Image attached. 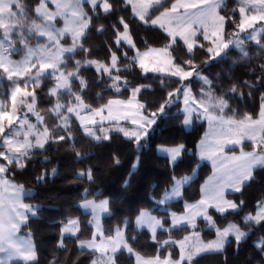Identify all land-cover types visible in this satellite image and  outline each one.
I'll use <instances>...</instances> for the list:
<instances>
[{
	"label": "trees",
	"instance_id": "obj_1",
	"mask_svg": "<svg viewBox=\"0 0 264 264\" xmlns=\"http://www.w3.org/2000/svg\"><path fill=\"white\" fill-rule=\"evenodd\" d=\"M175 1L162 0L153 5L146 16L147 23L133 16L125 0H109L114 10L107 15L100 12L99 8L93 13L88 4H83L84 11L92 16V21L80 40L83 49L78 47L75 52L66 54L65 64L61 65L65 74L76 70L77 60L81 61L82 65L85 60H95L110 66L111 55L115 52L118 57L117 68L120 71L117 73L116 69H112V75L121 76V80L117 82L119 91L111 87L113 80L108 75L84 65L78 75L86 81L87 86L82 87L80 80L73 77L72 92L80 95L88 108L99 109L111 99H128L134 88H140L135 96L139 105H143L140 107L142 113L148 117H156L143 139L136 141L124 137L112 127L103 129L96 126L95 134L109 137L97 141L86 135L72 117H69V137L59 126V118L49 111L57 101L56 96L49 94L53 78L47 75L41 79L39 86H28V91L35 90V108L44 117L42 124L49 128L50 138L44 148L29 151L23 168L9 165L10 171L4 174L12 182L30 191L24 197L25 202L38 205L36 216L29 217L18 230L20 234L29 236L34 245L36 260L28 264H91L95 252L82 249L78 245L80 241L92 238V228L88 224L90 215L83 213L79 206L80 202L87 199L108 201V214L101 218L103 234L111 236L115 229L123 227L125 240L133 251L142 257H155L167 249L172 257L177 258L178 251L174 245L168 243L163 246V243L170 239H181L193 229L199 232L204 240L215 236L214 229L207 227V222L199 220L193 229L181 227L159 231L153 239L147 231L137 230L134 220L140 211L148 210L161 218L164 224H168L165 209L181 212L184 202L198 200L201 185L211 173L210 165L200 161L196 155V146L204 133L205 124L194 117L191 129L185 130L182 126L184 115L181 111V101L179 97H174V93L185 83L197 100L208 99L206 93H210L214 98L212 102L215 103V98L220 97L228 102V107L224 108L223 112L213 104L210 107L212 113H220L234 120H242L245 115L257 119L261 104L264 103L261 100L264 96V49L255 42L245 40L243 47L248 53L247 57L243 56L241 50L231 47L219 57L212 58L207 52L209 42L197 35L198 43L204 47H196L193 53L189 54L181 41L170 43V38L162 29L149 24ZM19 2L24 7L28 24L37 22L35 8L41 0ZM239 6L238 0H224L218 9L220 15L232 18L226 19L224 24V36L227 38L237 29L233 19L236 23L239 22ZM14 10L19 11L15 8ZM121 18L128 24L136 50L171 45L168 50L175 65L199 72L210 83L195 78L183 82L177 77L144 72L136 61L130 59L134 57L133 50L116 44V31L122 28L119 23ZM113 25L116 27L113 28ZM101 26L103 29L98 30ZM19 31L20 28L17 27L10 36L14 43V47L9 50L13 60H20L25 55ZM25 38L30 47L43 42L27 34ZM258 39L264 44V33ZM68 42L66 37L62 40L63 44ZM187 60H192L194 69L185 63ZM15 83L23 86L24 80L1 78L0 72V98L7 99L10 88ZM233 86H236L235 93L231 91ZM59 94L61 103H76L74 96L67 90ZM109 125L113 126L115 123ZM61 135H64L65 139H58ZM176 145H182L183 148L173 165L169 164L165 156L156 152L158 146ZM242 148L249 149L251 144L246 142ZM235 150L237 149H232ZM0 163L6 162L0 158ZM89 170L92 172V179L88 178ZM185 175H192V179L182 187L181 197L164 207L158 204V199L170 188L174 180ZM253 175L254 179L247 182L240 192L226 195L239 202L244 201L239 210L222 214L212 209L208 211L215 222V228H224L232 222L248 235L239 244L229 239L222 251L203 254L183 264H264V252L257 247L261 237H264V222L253 224L251 228L244 223V216L253 213L258 202L264 199V168L255 169ZM70 219H77L79 231L75 236H62L60 228ZM61 240L64 247L60 246ZM114 260L115 264H134V257L124 251L117 253Z\"/></svg>",
	"mask_w": 264,
	"mask_h": 264
},
{
	"label": "snow or ice",
	"instance_id": "obj_2",
	"mask_svg": "<svg viewBox=\"0 0 264 264\" xmlns=\"http://www.w3.org/2000/svg\"><path fill=\"white\" fill-rule=\"evenodd\" d=\"M126 2L133 7V11L137 16H139L141 21L147 23L146 13L148 8L152 7L154 3H159V0H136L133 3V0H126ZM240 7L238 9L240 13L239 22L233 19V23L235 27L238 29L237 32L233 34V39L229 40L227 43L223 40V31L224 24L226 19L225 16L219 15L217 13V9L223 3V0H202L204 4V12L202 15L201 23L205 25L203 27V40L208 41L213 47H208V53H214L215 56H219L223 49L228 48L230 44H234L237 48H240L244 57L248 56V53L244 50V40L239 39V34L242 32H246L248 29H253L250 32L246 39L256 41L257 45L264 49V44L260 43V40L257 37L264 33V26L259 29H256L254 26L256 23L260 21H264V0H238ZM52 3L56 4V12H48L47 11V3L46 0H41V3L36 8V13L38 16H42L45 23L38 24L35 21H32L31 24H28L26 19V14L24 12L23 5L19 2V0H0V29H3L4 39L0 40V69H3V72L7 74L8 79L12 80L13 77L20 76H28L29 79L35 86H39L41 79L45 76V74L51 75L55 80V87L49 90V94L57 97V101L49 111L54 113L57 118L62 121V125L64 131L68 133V136L71 135V130L69 128V118L64 115L61 111L66 108L67 113L75 112L78 118L81 121V124L85 123L95 124L96 120L95 116H100L101 119H118L119 117L113 116L112 105H120L123 102L119 100H109L107 105L99 109H91L88 108L87 105L84 104L82 97L78 94L72 92L71 87V79L73 77L80 80V85L82 87H86V81L79 77L78 73L82 66L84 65H95L97 72L103 71L107 73L109 78L113 80L111 87L116 88L119 91V85L117 82L121 80V76L119 74L112 75V69H116L117 73H119V69L117 68V60L118 57L115 52L111 55V65L108 66L102 62L95 60H85L83 65L81 61L77 60L76 70L72 72H68L65 74L64 71H61V65L65 64L64 53H73L79 47L83 49V44L80 43L81 38L84 37L85 31L88 29L89 24L92 21V16H89L87 12L83 10V0H52ZM88 3L91 5V11L93 13L96 12L97 8H102L105 15L110 14L114 7L109 0H88ZM189 5L179 3H173L170 9L165 10L160 14V16L151 20L152 25H159L161 28H165V31L168 32L169 36L172 39V43L175 44L177 42V37L183 41L184 45L187 48V52L192 54L196 47L203 48L204 45L198 43L197 41V33L195 30L191 28V25L187 23L186 17L180 15L179 10L181 8H187ZM18 9L19 11H13V9ZM250 9H254L258 14L247 15V12ZM236 11L235 9L233 10ZM57 16L65 17V26L62 29H56L55 25L52 21L55 20ZM70 16V18H69ZM175 18L178 23L183 24L184 26L179 29L166 28L164 24V20L168 19L169 21ZM120 24L123 25V32L119 30L116 31V44L120 45L121 40L127 43L130 47L134 48L135 44L133 43L131 36L128 31V24L124 22L123 18L119 21ZM209 26L211 27V31H209ZM17 27L20 28L18 33L20 37V43H22L26 49V56L22 62L14 63L9 59L10 52L9 48L12 47V41L9 39L11 33L15 32ZM113 28L116 26L113 25ZM26 28V32H25ZM103 26H101L102 30ZM65 33H70L72 36V46L64 47L61 45V37ZM27 35L38 34L39 36H46L49 43H46L42 46H37L35 48L30 47L28 44V40L25 38ZM8 41V46L5 47L4 41ZM169 45L168 47H170ZM55 47L56 51L53 53L51 48ZM87 51L86 49H84ZM155 51L154 49H150L149 52ZM162 51H167V47ZM149 52L140 53L137 51L135 57H131L132 61H137L139 63V67L144 71H149L148 65L145 63V58L149 55ZM127 58V53H124ZM171 61H169L170 63ZM187 63L190 67L194 69V65L192 60H187ZM264 68V66H262ZM35 69V74H32V70ZM51 70V72H49ZM152 71H163V69L152 68ZM173 76H180L182 79H185L192 75L191 71H186L183 67L176 65L175 70L171 72ZM205 80V83H210L207 81V78L202 77ZM252 87V85H250ZM28 83L24 84V87L21 88L18 84L13 90L11 94V102H12V114L9 115L7 111L4 110V105L0 104V158L6 163H0V184L7 185L15 189V202L19 204V193L23 192L22 187H16L15 185H8V181L4 179V174L10 171L9 165H15L16 167L23 168L25 166L24 159L29 157V151L33 148H44L45 143L48 142L50 138V130L47 126L43 128V131L37 129L35 124H30L27 121V116L25 115L24 119H20L16 116L17 107L19 105H25L27 107L28 112H32L36 115L37 121L40 123L44 122V117L40 115L39 112L36 111L35 102H36V94L35 90L28 91ZM65 89L68 93L74 96L76 104L72 106L71 102L67 105L60 102V94L59 90ZM140 91V88H134L132 90L133 97H135L136 93ZM231 91L233 93L236 92V86H233ZM172 95L171 93L169 94ZM208 96L209 102H211L214 98L212 95L206 94ZM19 97V100H18ZM185 104L189 103L188 92L185 91ZM28 98H31V103H27ZM261 100L264 101V96L261 97ZM194 102V101H193ZM108 109V117L103 116L104 108ZM139 107H143V105H139ZM214 107L219 108L221 112H223L224 108L228 107V102L220 98H215ZM84 108H88L91 115L87 117L79 116V110ZM163 110V109H161ZM188 112L189 116L191 115L190 109H185ZM209 108L208 106L204 107V113L207 115L210 121L217 119V117L208 115ZM155 115V114H153ZM260 118L258 120H253V118L249 115H245L243 121H232L229 120L227 123L236 124L238 128L242 131H246L250 134V138L255 141L256 140V126H259V131L261 132V138L259 143L254 144L253 150L249 152H241L240 156H233L231 159L233 161H237L235 169L228 176L227 181L221 185V187L209 198L201 199L197 204L194 205H186V212L183 216H177L175 213H172V228H179L183 225H189L192 228L196 227V218L198 216H202L205 221L208 222L209 226L215 227V222L212 217L208 215V207L215 206L216 210L220 213H224L231 209L232 211H237L244 204V201H240L239 204L225 200L224 199V188L230 187L236 192H240L242 188L247 184V182L252 181L254 179V170L256 168H264V103L261 104V110L259 113ZM7 121V126L3 123V121ZM19 121L21 127H26L27 131L23 133L24 139L23 141L15 139L20 136L21 133L18 129L14 128L13 125ZM245 121L250 123L245 124ZM136 123V120L132 121ZM223 122V121H222ZM147 124L154 123L153 120H147ZM185 124L189 123V119L186 117ZM7 127V132H6ZM144 127V125H141ZM54 131V129H53ZM85 131L89 136L93 137V139L100 141L102 139H109L107 135L98 136L93 132L90 128H85ZM120 131L124 132L125 136H134L137 141L140 140L141 135L137 132H132L131 134L124 131V129H120ZM147 133L145 132L144 135ZM35 135V143L29 139V136ZM58 139H65L64 135L58 137ZM230 143H240L239 140L229 141ZM183 146H178L176 148L171 149H163V151L168 152L171 156L172 161H176L177 157L180 155L181 148ZM257 148L261 151L258 152ZM222 150V149H221ZM79 155V153L77 154ZM118 163V161H117ZM55 172V170H53ZM80 175H84V173H80ZM88 178L92 179L91 170L87 173ZM188 177H185L183 180L176 181L174 187L172 188L171 193L166 192L164 198L160 201V203H164L165 201L180 195V185L187 182ZM209 200L215 201L214 205L209 204ZM84 208H90L93 212L94 221L97 228V233L93 234V239L91 241H80V248H90L96 251L101 252L102 257L99 261H94L93 264H115V260L113 256L121 249H127L129 253H133V248L129 246L128 242L124 239L123 232L120 229H117L115 237L103 238V232L99 224V215L101 213L108 211V201L103 200L99 204L94 201H85L83 204ZM19 208L24 209L25 211L31 212L32 208L29 205L19 204ZM15 215L13 216V220L19 218V220L15 223L9 221L11 225V231L5 234L4 231V221L2 216H0V252H6L9 258L14 256L20 257L23 261L28 264V262H32L36 260V252L31 244L30 240L21 241L17 243L13 240V233L18 227V223L22 222L26 219L24 212L13 209ZM34 214V213H33ZM264 222V201L258 202L257 209L255 215L249 213L244 217L245 225L251 226L253 224L259 225ZM137 227L147 226L152 234L153 239L156 237L157 228H163L164 225L160 219H157L154 216H151L147 212H141L140 215L136 218ZM78 222L76 220H69L68 225H66L62 229V233H71L75 235V232L78 231ZM96 234H99L102 239L101 243L98 245L96 243ZM217 238L214 241H210L207 245L203 247H198L196 249V253L190 254L187 258L189 260L192 259V255L197 254L202 251L208 250H220L224 247L225 243L228 242L229 235L234 236L235 241L239 244L248 233L242 231L241 228L234 223H230L227 227L220 229L216 228ZM194 235H199L198 233H194ZM189 239V237H185L184 240L174 243H179L180 246V260L172 261L170 257H166L163 260L160 259L159 256L152 259H144L136 254L137 256V264H181V261L185 259V242ZM165 243H168L165 241ZM61 247H64L63 240H61ZM257 247L260 248L261 252H264V237H261ZM109 252L111 255H109ZM0 264H3L0 261Z\"/></svg>",
	"mask_w": 264,
	"mask_h": 264
},
{
	"label": "rangeland",
	"instance_id": "obj_3",
	"mask_svg": "<svg viewBox=\"0 0 264 264\" xmlns=\"http://www.w3.org/2000/svg\"><path fill=\"white\" fill-rule=\"evenodd\" d=\"M161 1L162 0H159V2H161ZM135 2H136V0H133V3H135ZM177 2H178V0H176L174 3H177ZM223 2H224V0H223ZM46 3H47V11L48 12H56V10H57L56 9V4L52 3V0H46ZM125 3H126V5L129 6V8H130V10H131V12L133 14V16L136 19H138L139 21H141L140 18H139V16H137L135 14V12L133 11L132 5L128 4L126 2V0H125ZM179 3L189 5V7H187V8H181L179 10V13H180V15L186 17L187 23L189 25H191V28L193 30L196 31L197 35H201L203 37V34L202 33H203V27L205 25H203L201 23V19H202V15H203L205 6L202 3V0H179ZM83 4H88L91 7V5L88 3V0H83ZM156 4H158V3H154L153 5H156ZM38 5L36 6V8L38 7ZM239 7H238V9H239ZM36 8H35V12H36ZM150 9H151V7L148 8L147 13H146V16H147V14H148V12H149ZM218 9L216 11L219 14ZM13 11H17V10H14L13 9ZM99 11L100 12H103V9L102 8H99ZM238 13H239V11H238ZM160 14L158 16H160ZM254 14H258L254 9H250L247 12V15H254ZM36 15H37V13H36ZM158 16H156V17H158ZM37 17H38V21L36 23H38V24L45 23V21H44V19H43L42 16H38L37 15ZM69 18H70V16H69ZM239 19H240V13H239ZM141 22L144 23V21H141ZM163 22H164L166 28H172L174 30L179 29V28H181V27L184 26L183 24L178 23L175 18H172L170 21L168 19H165ZM52 23L55 25V28L56 29H62L65 26V17L64 16H57L55 18V20L52 21ZM149 24H151V21H150ZM152 26L158 27V28L162 29L164 31V33L170 38V43H172V39L169 36L168 32L165 31V28H161L159 25H152ZM262 26H264V21H260V22L256 23L254 27L256 29H259ZM0 30H1V32H0V40H3L4 39L3 29H0ZM123 30L124 29H123V25H122V28L120 29V32H123ZM209 31H211V27L210 26H209ZM237 31H238V29H236L235 32H237ZM252 31H253V29H248L246 32L240 33L239 34V39H242L244 41L245 40H248V39H246V37ZM233 34H232L231 37L227 38V37L224 36V31H223V34L222 35H223L224 42L227 43L229 40L233 39L234 38L233 37ZM10 36H11V34H10ZM10 36H9V39L11 40V37ZM259 36L257 37V39L259 38ZM31 37H33L35 39L43 40L42 44L36 45L33 48H35L37 46H42V45H44L46 43H49L46 36H39L38 34H31ZM65 37L69 41L68 44H63L62 43V40ZM131 39H132V37H131ZM177 40H179V41H181L183 43V41L180 40L179 37H177ZM132 41H133V39H132ZM249 41H252V42H255L256 43V41H254V40H249ZM4 43H5V47H7L8 46V41L5 40ZM120 44H122V45H124L126 47L131 48L133 50V52H134V57L136 56L137 51H139L140 53H145V52H149L150 49H154L155 51L149 52V55L145 58V63L148 65V67L150 69L147 72H154V73H160V74H164V75H168V76H173V75H171V72L175 70V66L176 65L172 61V57L169 54L168 47H167V51H162L166 47H159V48H153L152 47V48H148L146 50L140 51V50H136L135 47L134 48L130 47L123 40H121ZM61 45L64 46V47H71L72 46V36H71L70 33H65L61 37ZM13 47H14V43L12 41V47L9 48V50L12 49ZM21 47L25 50V55L20 60H13L9 56V59L12 60L14 63H16V62H22L24 60L25 56H26V49H25V47H24V45L22 43H21ZM210 47H213V45L210 44ZM231 47L240 50V48H237L234 44H230L228 46V48H231ZM228 48L223 49V51H221L220 55L223 54V52L226 51ZM51 51L54 53L56 51V48L55 47H52L51 48ZM66 54H69V53L68 52H65L64 53V57H65ZM209 54H210V56L212 58H217V57L220 56V55L219 56H215L214 53H209ZM169 61H171V62L169 63ZM136 63L139 65V63L137 61H136ZM88 66H91L94 69H96V66L95 65H91L90 64ZM152 68H156V69H161L162 68L163 71H159V70L152 71L151 70ZM35 71H36L35 69L32 70V74L33 75L35 74ZM61 71H63V70L61 69ZM186 71H191L192 72V75L189 76V77H187V78H185V79H182L180 76H173V77H177V78L181 79L183 82H185L186 80L193 79V78L200 79V80H203L205 82V80L202 79L203 75H201L199 72H197L195 70H186ZM0 72H1V78L2 77H5L6 79H8V76H7L6 73L3 72V69H0ZM49 72H51V70H49ZM100 72L104 73L103 71H100ZM104 74L108 75L107 73H104ZM47 75H49V74H45V76H47ZM12 79H14V80H22L23 79L24 80V84L27 82L28 83V86H33L34 85L32 83V81L29 79L28 76L13 77ZM53 80L54 81H53V85H52L51 88L55 87V84H56V80L54 78H53ZM17 84L19 85V83H15L10 88V91H9V94H8L7 99L0 98V104H3L4 105V110L7 111L9 113V115L12 114V112H11V109H12L11 94H12L13 90L15 89V87L17 86ZM24 84H23V86H20V85L19 86L21 88H23L24 87ZM63 91H66V90L65 89H61V90H59V93L60 92H63ZM185 91L188 92V98H189V103L188 104H185V99H186V97H185ZM206 94H209V93H206ZM174 97H176V98L179 97V99L181 101V111H182V113L184 115V119H183L182 126H183V128L185 130L191 129L192 119L194 117H197L199 121H202L205 124L204 133H203L201 139L198 141L197 146H196V155H197V157L199 158L200 161L207 162L210 165V167H211V173H210V175L206 178V180L201 185L200 198L198 200L193 201V202H184L183 203V210L181 212H176V211H173V210H171L169 208H166L165 209V211L167 212L168 220H169V223L168 224H164L162 222L161 218H159L156 215L152 214L150 211H148V210H142L143 212H147L151 216H154L157 219H160L161 222L163 223L164 227L163 228H157L156 233L159 232V231H169V230L179 229L181 227H188V228L193 229L189 225H183V226H181L179 228H172L171 227V224H172V213H175L177 216H183V215H185V212H186V207H185L186 205H194V204H197L201 199H206V198L211 197L221 187V185L224 184L227 181L228 176L235 169L236 164L238 162L237 161H233L231 158L233 156H240L241 152H249V151H252L254 144L259 143L260 138H261V132L259 131V126H256V128H257V131H256V140L253 141L250 138V134L248 132L242 131L240 128H238L236 126V124H229V123H227V121H229V120L239 122V121H243L244 119H242V120H234V119H231V118H226V117H224L220 113H212L210 111V107H212L213 104H215V103L212 102V101L209 102L208 99L201 100V101L200 100H197L196 98H194L193 93H192L190 87L187 84H185V83H182L181 87L174 93ZM206 97L208 98L207 95H206ZM18 100H19V97H18ZM111 100H119V101H122L123 102L120 105H112L113 116L114 117H119L118 119L107 118V119H103L102 120L100 116H95L94 117V119L96 120V123L95 124L85 123L84 125H82L80 119L78 118V116H77V114L75 112H73V113H67L66 108L65 109H62L61 111L68 118L69 117H72L79 124L80 128L82 129V131L86 135H88V133L85 131V128L86 127L87 128H90L94 132V128L96 126H100V128L102 127L103 129H105L106 127L109 126V127H112L113 130L119 132L120 134H122L126 138H132V139H135L136 140V138L134 136H125L124 135V132L120 131V129H124V131H126V132H128L130 134L132 132H137V133H139L141 135V138L140 139H143L146 136V135H144V133L145 132L147 133L148 130L150 129L151 125H153V123L147 124L146 121L147 120H153L155 122L156 117L155 116L148 117V116L144 115L142 113V111H141V108L139 107V102L137 101L136 96L133 97V94L128 99H111ZM27 103H31V98H28ZM75 104L76 103H73L72 106H75ZM205 106H208V108H209L208 115L217 117V119L210 121L208 119L207 115L203 114L204 113V107ZM186 108L187 109H190V111H191V115L190 116H189L188 112L185 111ZM260 110H261V108H260ZM25 115L27 116L28 123L35 124L37 126V129H39L40 131H43L44 126H43L42 123H40V122L37 121L36 115H34L32 112H28L27 107L25 105H19L17 107L16 116H18L22 120V119L25 118ZM89 115H91V113L88 111V108H84L82 110H79V116L87 117ZM103 116L104 117H108V109L106 107L104 108ZM186 117L189 119V123H187V124L184 123ZM259 118H260V116H258L257 119H253V120H258ZM133 120H136V123H133L132 122ZM3 123L5 124V126H7V121L6 120L3 121ZM110 123H115V125L111 126V125H109ZM248 123H250V122L245 121V124H248ZM58 124H59V126L62 125V121L60 119L58 120ZM141 125H144V127H141ZM13 127L16 128V129H18L20 131V133H21V135L18 136V137H16L15 139L20 140V141H23V139H24L23 133L27 131V128L26 127H21L20 124H19V121H17L13 125ZM6 132H7V127H6ZM29 139L32 141V143H35L36 137H35V135H31V136H29ZM232 140H239L240 143H230L229 141H232ZM246 142L251 144V148H249V149H243L242 148V145L244 143H246ZM0 143H2V140H0ZM178 146H181V145H176V146H158L156 148V152L159 155H161V156H165L168 159L169 164L170 165H173L176 161H172L171 156L169 155V153L163 151V149H171V148H176ZM182 148H181V151H182ZM33 149H37V148H33ZM33 149H31V150H33ZM232 149H237V150L232 151ZM257 151L260 152L261 150L259 148H257ZM261 154H264V153H261ZM179 156L177 157V159L179 158ZM185 177H188V180H187V182H185V183H183V184L180 185V188H179L180 195L179 196H175V197H173V198L165 201L164 203H160V201L164 198L166 192L171 193L172 188L174 187L176 181L183 180ZM191 179H192V175H190V176H186L185 175V176L176 178L174 180L173 184L170 186V188L167 191H165L162 194V196L158 199V201H157L158 204H160L162 207H164L168 203L177 201L181 197V189H182V187L184 185H186ZM10 182H11V185H15L16 187H21L20 185H17L16 183H14L12 181H10ZM223 190H224V199L225 200L233 201V202H235L237 204L240 203L239 201H237L235 199H232V198H229V197L226 196L227 194H229V193H235L236 191H234L230 187H225ZM11 192L12 193L9 194L7 188L4 187V194H5V201H6L5 203H6V206L8 207V209L10 210V212L12 213L13 216L15 215L13 209H16V210H19V211L24 212V215L26 217V219H24V221H26L29 217L36 216V209L38 208V205H36V204H30V203L24 201V197L26 195H28L30 193V191H27L26 189L23 188V192L19 193V204L29 205L32 208V211L31 212H28V211H25L22 208H19V204H17L15 202V196H16L15 189L13 191H11ZM10 198H11V200H10ZM103 200H106V199H102V200H99V201H94L92 199H87V201H94L97 204H99ZM85 201L86 200L80 202L79 203V206H80V208H81V210H82L83 213L90 215L88 224L92 228V238L89 239V240H84V241H91L93 239V234L94 233H97V228H96V224H95V221H94V217H93L92 210L90 208H84L83 207V204L85 203ZM261 201H264V199H262ZM215 203H216L215 201L209 200V204L210 205H214ZM210 209L214 210L217 213H220V212H218L216 210V207L215 206H209L207 211H209ZM256 209H257V206H256ZM256 209L251 214L255 215ZM142 211H140V213ZM228 211H232V210L229 209ZM140 213L138 214V216L140 215ZM107 214H108V211L107 212H104V213H101L99 215V224H100V227L102 229V232H103V228H102V225H101V218L103 216L107 215ZM220 214H222V213H220ZM208 215H209V213H208ZM136 218L134 220V227L137 230H139V231H141V230L147 231L153 237V234H152L151 230L147 226L137 227V225H136ZM70 220H76L77 221V219H70ZM199 220L205 221L202 216H198L196 218V223ZM68 221H66L61 226L60 233H61L62 236H75L78 233L79 230L75 232V235H72L71 233H62V229L66 225H68ZM205 222H207V221H205ZM230 223H232V222H230ZM230 223H228L225 227H227ZM207 227H210V228H213L214 229L215 236L213 238H211L209 240H204V239H202L200 233L197 232V231H195L193 229L191 232H189L188 234H186L181 239H177V240H171V239L170 240H166L168 243H172L174 245V247L177 249V251H178L177 258L172 257L171 256V253H170V250H167V249L164 250L159 255H156L155 257L159 256L161 260H163L166 257H170L172 261L180 260V246H179V243H174V242L182 241V240H184V238L186 236L189 237V239L185 242V259L183 261H181V264H183L184 262H187L188 263L191 260H193L196 257H198L200 255H203V254H209V253H215V252L222 251L227 242L225 243L224 247L222 249H220V250L202 251V252H199L197 254L192 255V259L191 260H189L187 258L190 254L196 253V249L198 247H203L204 245H207L210 241L216 240V238H217L216 228L215 227H212V226H209L208 222H207ZM78 229H79V225H78ZM117 229H120L123 232V227H119ZM117 229H115L114 233L111 236H106V235L103 234V238L115 237ZM221 229H223V228H221ZM194 233H198L199 235L198 236L197 235H194ZM123 235H124V233H123ZM101 239H102V237L99 234H96V243L98 245L101 243ZM124 239H125V237H124ZM229 239H233L235 241V238L232 235H229L228 240ZM168 243H165L164 242L163 243V246H165ZM78 245L80 247V242L78 243ZM83 249H86L88 251L95 252V257L93 258L91 264H93L94 261H99L101 259V257H102V254L99 251H96V250L90 249V248H83ZM121 251H124V252L132 255L134 257V264H137V256H136L137 253H135L134 251H133V253H129L127 251V249H124V248H121L117 253H119ZM109 255H111L110 252H109ZM114 256H113V259H114ZM140 257H142V256H140ZM155 257H150V258L142 257V258H144V259H152V258H155ZM0 261H2L3 264H9L10 263V261L4 259V257H2V255H0Z\"/></svg>",
	"mask_w": 264,
	"mask_h": 264
},
{
	"label": "crops",
	"instance_id": "obj_4",
	"mask_svg": "<svg viewBox=\"0 0 264 264\" xmlns=\"http://www.w3.org/2000/svg\"><path fill=\"white\" fill-rule=\"evenodd\" d=\"M4 179L6 181H8V185H11V182H10L11 180L8 179L7 177H5V175H4ZM4 187L7 188L9 194L12 193L11 191H13L14 188L9 187L7 185L0 184V216H2V218H3V221H4L3 227H4L5 234H7L9 231H11V225H10L9 221H12L13 223H15L19 219L18 218H16V220L12 219L13 215L10 212V210L8 209V207L6 206V203H5L6 201H5ZM10 200H11V198H10ZM24 222L25 221L23 220L22 222L18 223V227L13 233V240L15 242H17V243H20L21 241H25V240H30L31 244L33 245V242H32V240H31V238L29 236L20 234L19 231H18L19 227ZM33 247H34V245H33ZM0 255H2V257H4V259L9 260L10 261L9 264H12V263H24V264H26V262L23 261L18 256H14L12 258H9L6 252H0Z\"/></svg>",
	"mask_w": 264,
	"mask_h": 264
}]
</instances>
